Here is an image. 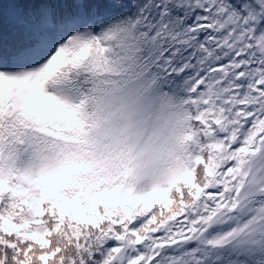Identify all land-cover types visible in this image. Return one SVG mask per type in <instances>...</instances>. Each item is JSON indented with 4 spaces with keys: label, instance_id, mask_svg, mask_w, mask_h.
I'll return each mask as SVG.
<instances>
[{
    "label": "snow or ice",
    "instance_id": "6c2138e0",
    "mask_svg": "<svg viewBox=\"0 0 264 264\" xmlns=\"http://www.w3.org/2000/svg\"><path fill=\"white\" fill-rule=\"evenodd\" d=\"M0 264H264V0H0Z\"/></svg>",
    "mask_w": 264,
    "mask_h": 264
}]
</instances>
